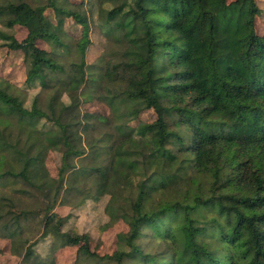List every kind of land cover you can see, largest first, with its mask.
Listing matches in <instances>:
<instances>
[{
  "label": "trees",
  "instance_id": "trees-1",
  "mask_svg": "<svg viewBox=\"0 0 264 264\" xmlns=\"http://www.w3.org/2000/svg\"><path fill=\"white\" fill-rule=\"evenodd\" d=\"M86 4H0L7 27L28 30L21 42L0 30L2 45L23 52L27 85L42 88L28 108L0 83V183L23 184L17 193L27 195L0 194V235L11 239L12 254L23 264H56L57 240L79 246L82 264H264V11L257 0H92L110 45L89 68ZM66 19L83 30L69 70L38 45L70 53ZM56 72L66 77L52 82ZM51 82L60 91L44 108ZM84 87L111 117L79 113ZM147 111L154 122L130 126ZM42 119L51 132L36 129ZM10 127L16 140L6 138ZM49 150L61 155L56 180L44 162ZM73 196L78 205L108 196L109 224L129 226L112 256L91 251L89 234L64 231L66 220L54 211ZM37 219L42 238L34 242L27 225ZM41 242L51 244L47 255L36 251Z\"/></svg>",
  "mask_w": 264,
  "mask_h": 264
},
{
  "label": "rangeland",
  "instance_id": "rangeland-1",
  "mask_svg": "<svg viewBox=\"0 0 264 264\" xmlns=\"http://www.w3.org/2000/svg\"><path fill=\"white\" fill-rule=\"evenodd\" d=\"M5 0H0V4ZM29 3L38 4L45 3V0H25ZM76 3H87L86 9L88 10V17L90 22V38L91 45L89 46L86 54V65L90 66L100 65L101 59L107 53L110 45L109 37L101 31L98 27L97 17L94 18L93 6L90 5L92 0H71ZM235 0H228L229 3ZM260 8L264 11V0H257ZM94 4V2H93ZM92 10V11H91ZM46 15L55 24L57 23L56 16L51 9H48ZM7 20L0 17V30L4 33L13 35L19 42L26 39L28 36V30L25 27L16 25L14 27H7L5 22ZM258 25L261 32H264V15L258 19ZM63 32L67 35L66 42L70 45V53L67 54L66 49H58L55 44L50 42L39 41L38 45L40 48L45 49L50 53H56L57 57H60V61L65 65L67 70H69V65L71 62L79 61V57L74 52V47L77 41L82 37V28L75 23L73 19H66L63 27ZM3 41L0 39V83L4 82L10 84L14 89L15 93L21 94V99L25 102V107L30 108L34 97L40 93L42 90L40 84H36L33 87L27 85V65L25 62V57L22 51H13L2 45ZM99 72L95 71V73ZM52 82L59 78H65L66 75L60 72L52 73L50 75ZM51 82V83H52ZM5 87L4 84H2ZM61 86L50 84L49 87L45 88L42 93L41 102L46 108L48 102L54 95L60 91ZM84 89L85 94L81 96L80 105L78 108L79 113L82 116L85 115H101L106 117L112 116L111 108L102 101L99 100L97 95L92 91V89L86 87ZM61 93V92H60ZM90 95V96H89ZM90 97V98H88ZM88 98V99H87ZM60 101L69 103L70 99L63 92L61 93ZM43 106V105H42ZM156 119V114L154 111H147L142 114L138 120L130 123L131 127H137L139 123H152ZM54 125L47 121L46 119L39 120L36 129L42 133L51 132ZM3 129V127H1ZM12 133V134H11ZM8 140L13 137L16 140V131L14 128H9L5 133ZM83 135V134H82ZM26 137V136H25ZM8 156V153H5ZM45 166L48 170V174L53 179H58L59 167L61 164V155L53 150L46 152L44 156ZM25 187L23 184L14 185L11 181H2L0 183V194L4 195H14L17 190ZM28 190L31 187H27ZM35 192V191H34ZM33 192V193H34ZM37 194V192H35ZM18 194V193H17ZM21 198L26 200L27 195L18 194ZM108 196L102 197L98 201L86 200L84 203L78 205L77 201L79 199H74L70 197L71 204L63 205L58 204L55 208V213L65 218L66 222L64 225V231H71L72 233L78 234H89L91 236V251L96 252L99 256H112L119 249V235L126 234L129 232L130 228L124 221H118L117 223L109 224L110 220L105 213V206L108 202ZM77 205V206H76ZM39 220L30 222L29 237L39 241L41 238L35 236L36 231H39L40 226L36 225ZM32 227V228H31ZM43 230V229H41ZM37 243V242H36ZM51 243V242H50ZM56 252L54 253V259L56 264H82V259L79 256V246H61V243L55 241ZM51 244L47 242H41L37 245L36 251L41 254V256L48 254V249ZM12 242L10 238H6L0 235V264H23V258L20 256L13 255L11 252ZM88 264V262H86ZM90 264H95L94 261ZM99 264H116L115 262H101ZM128 264V263H125Z\"/></svg>",
  "mask_w": 264,
  "mask_h": 264
}]
</instances>
